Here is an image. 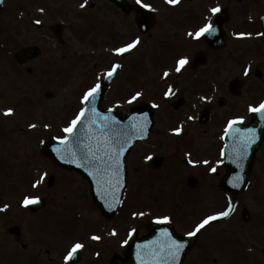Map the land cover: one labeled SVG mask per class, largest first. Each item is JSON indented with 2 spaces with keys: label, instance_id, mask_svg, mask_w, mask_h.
Listing matches in <instances>:
<instances>
[{
  "label": "rangeland",
  "instance_id": "1",
  "mask_svg": "<svg viewBox=\"0 0 264 264\" xmlns=\"http://www.w3.org/2000/svg\"><path fill=\"white\" fill-rule=\"evenodd\" d=\"M33 1L44 6L43 11L45 12L39 15V12L33 10L30 18H44V26L37 28L34 25L35 27L31 26L28 29V35H32L30 37L32 43L39 42L37 40L40 38L44 39L43 43H40L44 46L43 57L40 58L42 62L45 61V67L42 70L40 67L34 71V67L30 66L33 69V73L29 74L26 67L13 66V69H9L6 50L15 52L19 47L26 44L27 40L24 39L25 32L21 33L20 27L26 28L28 26L20 24L25 22V19L22 22L16 19L13 7H20L22 3H19V0L17 2L15 0L11 1L10 8L4 10L0 15V120L3 123L1 134L7 135L8 133L9 135L7 140L0 138V161H7L8 164L7 178L5 176L0 178V197L2 198L0 200V209H4V206L8 205L7 209L0 210V231L3 232L0 234V243L7 241L6 244H9L10 248H12L10 254L0 249V264H31V255H35L39 251L46 255L42 264L47 263L46 259L49 260L51 256L44 253V243L40 242L36 245L34 243L30 248L29 254L31 255L22 254L23 251L20 244L32 241L33 232L31 230L33 231L35 224L39 226L40 223V227L36 228L38 234L40 233L43 238L50 240L56 238V241L69 240L68 242H70V239H74L80 232L79 226L81 225L78 224L79 221L77 219L92 204L85 181L74 173L70 172L67 174L56 167L49 158L41 153V146L48 137H63L66 135L63 132V128L75 117L81 106L78 98L84 94L86 89L88 90L97 83L95 82L96 80L103 76L105 72L103 68L106 65L105 58L101 56L104 42L114 44L110 46L112 50L120 44L119 42L127 44L131 40L126 35L124 36L125 31L128 32L126 28L111 38V35L104 31L103 27H100L99 18L94 13L100 10L101 4L95 10L89 6L88 0L84 9H81L80 5L85 0H31V4H33ZM203 2V0H198L196 3L201 5ZM28 8L31 9L30 2H28ZM18 18H21L19 14ZM93 18L97 20L96 24H92L91 20ZM4 19L6 20L4 21ZM8 19L12 20V23H9ZM57 21H63L66 24L63 35L69 43L65 47L62 46V48L58 46L53 31L48 27V25ZM15 35V41L13 40V45L10 47L8 40L13 39ZM123 37L125 39L121 41ZM145 38L143 36L140 37L139 48L132 51L128 55V59L125 60L126 70L118 76V79L107 94L106 105H111L127 112L131 105L150 98L144 93L137 101L127 102L133 95L135 80H137V83L142 84L148 83V81L151 82V80H154L152 77L159 76V68L166 66L167 62H172V60L164 61L163 58L156 60L158 55L155 47L152 41ZM165 39L167 40V37ZM175 41L172 43H175ZM185 42V50L190 56L189 52L191 53L192 51V48H189L190 41L186 39ZM55 44L56 53L54 52ZM236 45L235 59L242 64L246 63L244 55L247 52L255 54V56L262 52V44L238 41ZM62 49L65 56H61L59 52ZM74 49L77 50L76 53L81 54L82 52L80 56L82 59L73 57ZM222 50L219 52L220 54H224L227 51V49ZM86 52L90 56L85 57ZM210 60L215 61V58L210 57ZM218 62L212 63L213 66L210 65L208 67L209 70L214 71L218 66V70H220L222 63L219 62L217 64ZM227 72H229L228 67L226 68ZM147 77L150 78L148 79ZM192 81L191 79L188 80L189 91H191L190 87L195 89L197 87L191 85ZM208 89H211V85L205 84L203 90L207 91ZM161 92L160 90L159 98L161 97ZM46 93H51V97H48ZM8 108L14 109V113L10 116L4 114ZM161 113L158 116L164 120L165 115ZM165 122H159L158 126L162 123L159 128L164 127L166 125ZM30 124H36L37 127L35 129L30 128ZM44 125H50V127H45ZM192 131L194 133L188 134V137L198 135V138H200L201 134L196 133V128L193 127ZM164 135H160L164 139L152 138L148 143L139 145L130 154L129 165L132 182L127 188V191H129L125 197L127 206L125 205V211L122 215L128 217V213L135 206H146L152 211H169L170 215L176 213L177 216L195 218L213 214L215 212L214 209L222 208L226 198L218 187H204L196 191H190L183 186L178 176L170 175L175 170L171 168L170 172L167 171L169 166L173 164V159L166 158L163 161L164 165L162 164L160 167L161 170L150 168L146 169V171L142 168L143 170L138 171V173L135 171V167L140 162L138 161L140 155L148 151L162 152L164 151L162 147L173 143L174 139H169L168 135ZM155 136L158 135L155 134ZM182 140H179L181 143L176 141V146H182ZM194 140V138H187L184 142L191 147L194 144ZM204 140L205 144L213 142L212 139L208 138ZM198 141L200 143L199 139ZM193 152L195 157H200L203 154L199 145L196 146V151ZM262 152L258 158V175H254L249 189L240 195L228 196V207L230 203H232V206L238 204V210L235 213L236 216L232 217L226 224L235 225L236 228L241 226L243 230L245 229L249 234H252L254 238H264V181L262 182L264 151ZM180 170L183 171L182 166ZM220 171L222 170L217 168L216 172L213 173L217 174ZM261 171L262 174L260 175ZM43 173H47L43 183L38 188H33V182L39 179ZM163 173L166 174L162 175ZM51 174H54L56 179L54 184L49 186L47 182ZM138 176L141 179L137 182ZM177 177L178 180H176ZM72 188L76 190H72ZM26 195L45 197L48 204L44 209L33 214L28 206L25 207L22 204ZM64 205H69L70 211L74 209L72 215L65 211L67 210L66 208L64 210ZM242 206L247 207L252 212L251 219L257 224L253 225L252 229L246 227V225L242 226L240 217ZM91 215L94 230L96 231L95 228L102 221V217L98 216L95 210H93ZM95 216L98 217L93 218ZM131 217L134 216L132 215ZM135 218L137 219V216ZM119 221L121 220L119 219ZM125 221H128L127 218ZM137 221L143 222L142 220ZM12 225H19L21 228L20 243H17L14 235H10L7 232V229ZM261 228H263V231L260 230ZM233 231L239 232L236 229H233ZM26 233L27 235L25 236ZM212 246H214V243ZM217 247L221 254L220 259L229 263V255L233 248L229 236L225 237L221 233L217 237ZM52 256L55 257L54 255ZM247 256L250 258L249 254ZM190 264H193V262H190Z\"/></svg>",
  "mask_w": 264,
  "mask_h": 264
},
{
  "label": "flooded vegetation",
  "instance_id": "2",
  "mask_svg": "<svg viewBox=\"0 0 264 264\" xmlns=\"http://www.w3.org/2000/svg\"><path fill=\"white\" fill-rule=\"evenodd\" d=\"M17 1L18 0H16V2ZM131 1L137 3V0ZM197 1L198 0H181V2L176 6L169 5L166 0H142V3L150 4L152 8L155 9V11H153L149 8H146L148 10V13L153 16V21L155 22L151 30L156 32L165 31L169 33L168 43L165 47L166 59L174 60V62L176 63V61L181 57H186V55L188 56L186 50L184 49L186 43L185 39H188L189 41H191V43H193L192 58L191 60L188 59L189 63L180 73H172L171 77L169 76L168 78H166L167 82H170V84L172 80H174V85L171 87L174 91V95H170L166 102H168L167 105L169 106V110L171 111V113H182L183 116V109H187L190 112L198 109L200 106L204 107L209 103H211L210 105H212L214 101H217V105H215L214 107H209V119H207L204 124L199 127V129L200 132L203 133V137L208 139H211V136L215 133L216 130L214 137L220 140L217 145L218 154V151L222 149L226 117L233 114L241 115L245 114L246 112H250L249 105H252L253 102L257 101L258 97H263L264 90L262 87H260L261 91L255 93L254 90L255 88H257L256 86L258 84H255V82H253V79H250L251 82L246 89V92L249 91V93L247 94L246 98H240L237 95L234 96L229 92L232 96L228 97L227 100L221 102L220 104L218 101V97H214L215 92H213L212 94H210L209 92L213 90V85H217L218 87L225 89L228 85L227 81L237 76L236 70L238 69V62L235 60L237 39L231 41L228 37L227 39H225L226 44H224L222 47L211 48L203 41H194L192 38L186 35V33L192 31L198 25L205 23V17H211L213 21L215 16H213L208 10L210 7L219 5L224 7V10L229 14L228 22L225 25L227 32L236 30L252 32L250 37L254 40L255 44L259 43V41L262 42L264 37H259L260 35H258L262 32L261 24L254 21H247L241 24V22L237 18V15L242 14L240 11L244 10V5L238 4L236 0H203L204 2L201 5L197 4ZM19 3H22L20 7L16 8L14 6L13 9L16 14L17 21L22 22L25 19V22L20 24L28 26L26 28L22 26L20 27L21 33L25 32L24 39L27 40L26 45L32 46L40 43L41 41L43 42V38L37 40L39 42H31L32 40L30 37H32V35H28V29L31 28L30 18L27 14L29 11L28 6L26 3L23 4V1ZM250 6H252L253 8L251 10H248V12L253 13L254 18H260V16L264 14V0H253L250 2ZM24 8L26 9L24 10ZM20 13L22 14V17L18 18L17 16ZM97 16L102 22L101 26L103 27V30L110 34L111 38L116 36L118 32H121L122 29L125 28L128 29V31L133 32L129 34V37L134 35V31H138V28L136 27L138 13L136 11H131L130 13L126 14L124 10L117 7L110 0H104L100 9V13L97 14ZM95 21L96 20L93 18L94 24ZM8 22L12 23V20L8 19ZM14 38H16V35L13 37V39L8 40L10 47L13 45L12 42ZM174 39L177 41H175ZM173 41H175V43H172ZM65 43L66 42H64V44ZM222 49H227V51L224 52V54H220L219 52L223 51ZM198 52H203L206 55L207 66H203L205 64V61L201 62L200 60V62H195L194 56ZM104 57H106V61L109 62V51ZM210 57H214L215 61H211ZM37 60L38 59L29 61L28 64L32 65L34 67V70L40 67L42 70V68L45 67V65L43 64L44 62H39ZM218 61L222 63V68L218 70V66L216 70L214 69V71H210L208 67L210 65L213 66L212 63L214 64ZM174 62L172 63L174 64ZM219 62L217 64H219ZM224 63H228L229 65H223ZM225 67H228L229 72L226 73ZM254 69H252V73L253 76H256L257 72ZM27 71H29V74H32V67L30 68L27 66ZM189 79L193 80L191 82V85L197 86L196 89L190 87L191 91H189ZM205 84L211 85V89H208L207 91L203 90ZM243 91L244 90L242 88V91L239 95H241ZM204 92H208L206 94L207 96L204 94ZM205 96L208 98L207 100L202 99V97ZM180 104L181 106L177 108ZM176 227L179 230L178 226ZM180 229L187 230V227L180 225ZM201 240L202 236L197 242V247H194L190 251L183 264H190V262H193V264H195V252H197V255H201L199 258H196L197 264H201V262L202 264H213L215 262V258H213L214 246L212 245L214 241L212 237H207V243L205 245H203V243L201 245ZM199 250H203V253Z\"/></svg>",
  "mask_w": 264,
  "mask_h": 264
},
{
  "label": "snow or ice",
  "instance_id": "3",
  "mask_svg": "<svg viewBox=\"0 0 264 264\" xmlns=\"http://www.w3.org/2000/svg\"><path fill=\"white\" fill-rule=\"evenodd\" d=\"M169 5L176 6L178 5L181 0H166ZM0 3H3V0H0ZM87 0H85V4H82L81 7H85ZM138 4H142L144 8H149L155 11L154 8L150 4L142 3V0H137ZM43 11V9H41ZM213 16L221 12V7L219 5L215 7H210L208 10ZM206 22L203 24L202 27H199L195 32L189 31L187 35L192 37L196 40H199L201 37H206L207 35H212L215 33L216 28L212 22L211 17H205ZM37 24L41 23V21L37 20ZM238 37H246L251 36V33H237ZM258 35H264V33H260ZM141 43L139 37H136L131 43H127L121 47H116L112 49V52L117 56H123L126 53L131 52L133 49L137 48V46ZM189 63L188 58L181 57L176 61L175 72L180 73L185 66ZM122 67L121 64L115 63L111 65L110 69L106 72L105 76L107 79H111L113 76L118 74V70ZM250 69H245L244 74L248 75ZM170 76V72L165 70L163 72V77L168 78ZM101 91V83H95L92 87H90L87 91L84 92L83 96L81 97V105H83L79 112L75 115L73 119H71L70 123L63 128V132L66 134L63 137H60L62 142L66 144L70 141L74 142L78 147H80L82 151V159L87 162L89 167L93 168L98 182L102 181L106 175H110L112 180L115 181L116 186H120L122 181L120 179L122 167L124 161L121 157L124 155L125 151H127V147L131 145L133 139L135 138L134 133L139 131L143 133L144 136L147 135L146 125L150 123L148 120L147 114L143 116V123H136L140 118L133 117V125L131 126V130L125 131L119 124L118 121L115 120V117H111L109 115L100 113L97 111L95 107V98L99 95ZM165 97L170 95H174V91L171 87L164 93ZM143 96L142 91L135 92L134 95L130 97L127 101L128 103H132L137 101L140 97ZM202 99L207 100V97H202ZM91 105V107H88ZM154 107H159V105L154 104ZM111 111V110H109ZM249 111L253 113H264V102H261L259 106H252L249 105ZM14 113V109L8 108L5 110L4 114L6 116H10ZM89 118V123L95 125L94 130H89L88 132L84 133L83 138L81 135L78 134L80 130V125L84 123L85 119ZM191 119V117H190ZM243 121V117H236L232 120L228 121L227 128L225 129V134L227 135L230 130L233 128L234 125L237 123H241ZM45 127H50V125H44ZM30 128L35 129L37 127L36 124H30ZM174 134L179 135L182 132V127L172 129ZM251 135L254 136V131L250 130ZM143 138V137H141ZM246 147V145H245ZM57 152L60 149L56 150ZM75 155V154H74ZM190 155V154H189ZM63 159V157H61ZM146 160H151V156L145 157ZM189 163L196 164L197 161L189 160ZM205 164H208V161H204ZM84 167V164L80 165ZM212 172H216V168L210 169ZM47 173H43L39 179H36L32 187L38 188L44 181ZM237 180L240 178L237 177ZM239 186L238 184L236 185ZM39 197H32V196H25L23 198L22 204L23 206L27 207L31 204L38 203ZM8 205L4 206V209H7ZM109 207H114V205H109ZM0 209V210H4ZM231 204L229 205L228 211H222L219 213H214L212 215H208L204 217L199 223L194 226V229L188 233L189 236H195L197 233L201 232V230L205 229L206 226H210L212 222L217 221L221 218L228 217L232 211ZM145 215L144 212H134L133 216H140L143 217ZM158 223H166L170 222L171 217L169 216H162L157 217ZM136 231L135 228L131 229V233ZM117 233L113 230L112 235H116ZM164 235L168 237L170 243L167 245L168 254L175 259V256L183 249L184 244L180 243L171 238V234L167 231L164 232ZM93 240L99 241L101 239L100 236L93 235L91 237ZM127 243V241H125ZM85 245L80 242H76L71 246V249L68 251L67 255L64 257L65 264L67 262L72 261L75 254L78 250L83 249Z\"/></svg>",
  "mask_w": 264,
  "mask_h": 264
},
{
  "label": "water",
  "instance_id": "4",
  "mask_svg": "<svg viewBox=\"0 0 264 264\" xmlns=\"http://www.w3.org/2000/svg\"><path fill=\"white\" fill-rule=\"evenodd\" d=\"M103 92V91H102ZM102 92L99 93V97L97 96L95 98V107L98 112L109 115L111 117H115V120L119 122L120 126L123 128L126 127L125 131L131 130V126L133 125V117L140 118L136 123H143V116L144 114H147L148 120L150 123L146 125V131L148 134V131L152 127L153 122H151V111L149 107L145 106L141 110L137 108L135 112H133L131 115L119 118L115 112H106L99 109L100 100L102 97ZM88 107H91V105H88ZM95 125H92L89 123V118H86L84 123L80 125V130L78 132L79 135L83 138L84 133L88 132L89 130H94ZM139 131H136L134 133V136L136 137L137 133ZM60 149L59 152L56 150ZM46 153L50 154L52 159L56 161L59 165L66 167V168H75L79 171H81L83 174H85L93 183L96 198L100 204L105 201L107 198L108 193L111 191V189H114L116 187L115 181L112 180L110 175H106L102 181L98 182L96 173L93 168L89 167L86 161L82 159V151L80 147H78L74 142L70 141L66 144L65 142H56V143H47L45 146ZM75 154V155H74ZM63 157V159H61ZM84 164V167H81L80 165ZM247 175V172H246ZM38 207H34L36 209Z\"/></svg>",
  "mask_w": 264,
  "mask_h": 264
}]
</instances>
